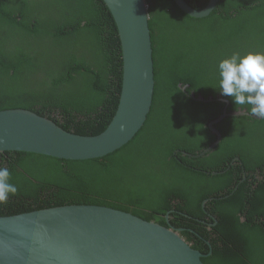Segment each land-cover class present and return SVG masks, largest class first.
<instances>
[{
    "label": "trees",
    "instance_id": "trees-1",
    "mask_svg": "<svg viewBox=\"0 0 264 264\" xmlns=\"http://www.w3.org/2000/svg\"><path fill=\"white\" fill-rule=\"evenodd\" d=\"M185 1L196 10L208 3ZM145 2L154 92L143 127L102 158L0 153L18 189L0 203V216L85 204L168 227V214L203 264H264V118L222 96L218 73L234 53H264V0H218L203 18L173 0ZM119 43L102 0H0V110L26 109L67 132L100 134L118 106ZM225 107L248 114L215 124L220 143L189 157L213 144L209 124Z\"/></svg>",
    "mask_w": 264,
    "mask_h": 264
},
{
    "label": "water",
    "instance_id": "water-1",
    "mask_svg": "<svg viewBox=\"0 0 264 264\" xmlns=\"http://www.w3.org/2000/svg\"><path fill=\"white\" fill-rule=\"evenodd\" d=\"M102 1L116 24L122 54V85L110 123L98 135L81 136L30 110H0L1 154L25 152L70 161L102 158L128 144L143 127L154 92L148 6L145 0ZM173 1L190 17L203 18L218 0H208L200 10L185 0ZM190 97L212 101L194 93ZM217 101L228 105L225 99ZM247 114L225 109L209 124L216 141L199 155H185L196 158L212 150L221 140L213 124ZM180 231L99 205L72 204L0 216V264H203V255Z\"/></svg>",
    "mask_w": 264,
    "mask_h": 264
},
{
    "label": "clouds",
    "instance_id": "clouds-1",
    "mask_svg": "<svg viewBox=\"0 0 264 264\" xmlns=\"http://www.w3.org/2000/svg\"><path fill=\"white\" fill-rule=\"evenodd\" d=\"M219 91L232 98L235 105H249L250 115L264 118V53H234L218 63ZM10 171L0 168V203L18 191L9 183Z\"/></svg>",
    "mask_w": 264,
    "mask_h": 264
},
{
    "label": "flooded vegetation",
    "instance_id": "flooded-vegetation-1",
    "mask_svg": "<svg viewBox=\"0 0 264 264\" xmlns=\"http://www.w3.org/2000/svg\"><path fill=\"white\" fill-rule=\"evenodd\" d=\"M226 106H229V102H228V105L226 104ZM225 109H226V107L223 109L222 113L225 111ZM223 119H224V118H223ZM223 119H222V120H223ZM215 120H216V119H215ZM213 121H214V120H213ZM211 122H212V121H211ZM211 122H210V123H211ZM219 122H220V121H219ZM219 122H218V123H219ZM215 124H216V123L213 124V126H212L213 128H214V125H215ZM209 128H210V127H209ZM214 129H215V128H214ZM210 130H211V129H210ZM215 130H216V129H215ZM216 131H218V130H216ZM218 132H219V131H218ZM211 133L214 134L212 131H211ZM219 134H220V132H219ZM214 135H215V134H214ZM220 135H221V134H220ZM215 136H216V135H215ZM216 139H217V137H216ZM216 139H215V141H216ZM215 141H214V142H215ZM220 141H221V140H220ZM214 142H213V143H214ZM219 143H220V142H219ZM211 145H212V144H211ZM183 155H185V153H183ZM234 160H238V158H235ZM256 176H257V175H256ZM203 205H204V204L202 203V207H203ZM167 216H168V214H167L165 217H167ZM242 220H243V219H242ZM165 221H166V224L169 223V220L166 219V218H165ZM167 225L169 226L170 224H167ZM213 225H214V224H208L209 227H211V226H213ZM170 226H171V225H170ZM172 227H174V226H172ZM174 228H175V227H174ZM175 229H176V228H175ZM178 230H182V229H181V228H178Z\"/></svg>",
    "mask_w": 264,
    "mask_h": 264
}]
</instances>
